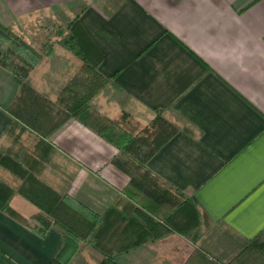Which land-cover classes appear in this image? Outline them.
<instances>
[{"label":"crops","instance_id":"1","mask_svg":"<svg viewBox=\"0 0 264 264\" xmlns=\"http://www.w3.org/2000/svg\"><path fill=\"white\" fill-rule=\"evenodd\" d=\"M75 17L91 64L108 79L90 106L111 121L126 113L140 128L159 111L174 132L147 168L237 237L264 232V0H0V22L27 42ZM82 65L54 45L28 81L54 99ZM17 92L0 67V148L8 146L6 107ZM93 100L116 105V114ZM43 140L70 180L69 196L100 214L124 196L129 177L112 164L118 149L90 127L69 118ZM10 207L25 221L0 210V264H49L62 243L51 219L19 194ZM112 239L134 238L116 231ZM199 245L169 232L113 256L118 264H198ZM102 258L84 243L68 264Z\"/></svg>","mask_w":264,"mask_h":264},{"label":"trees","instance_id":"2","mask_svg":"<svg viewBox=\"0 0 264 264\" xmlns=\"http://www.w3.org/2000/svg\"><path fill=\"white\" fill-rule=\"evenodd\" d=\"M83 39L76 17L66 28L47 32L36 48L0 22V67L10 72L18 85L6 107L13 119L6 130L8 146L0 148V210L24 222L10 207L11 199L19 194L51 219L62 243L49 264H68L84 243L102 253L99 264H118L114 253L169 232L200 242L192 256L198 264H264V232L248 240L237 237L211 221L194 196L173 188L147 168V159L174 132L159 111L147 127L140 128L126 113L118 122L111 121L90 106L108 79L91 64ZM54 45L72 53L83 65L81 75L51 99L38 91L28 76ZM69 118L78 119L114 145L118 154L112 164L129 177L124 196L102 214L68 195L70 180L63 177L66 173H58L60 166L51 163L52 149L49 151L43 140ZM116 231L118 236H133V242L116 244L112 239Z\"/></svg>","mask_w":264,"mask_h":264},{"label":"rangeland","instance_id":"3","mask_svg":"<svg viewBox=\"0 0 264 264\" xmlns=\"http://www.w3.org/2000/svg\"><path fill=\"white\" fill-rule=\"evenodd\" d=\"M6 26V25H5ZM67 24H64L62 23V26H54V27H46L44 28V35L41 36V35H38V36H30L29 39H28V42H33L34 44L37 43V44H40L44 37H45V34L49 31H51V33H54L56 31V29L58 27H62V29L66 28ZM8 27V26H7ZM11 29V28H10ZM12 30V29H11ZM13 31V30H12ZM15 32V31H14ZM16 33V32H15ZM18 34V33H17ZM23 37V36H22ZM93 104L104 114L112 117L116 114L117 112V107L116 105H109V106H106V105H103V103H98L96 102V100H93Z\"/></svg>","mask_w":264,"mask_h":264}]
</instances>
